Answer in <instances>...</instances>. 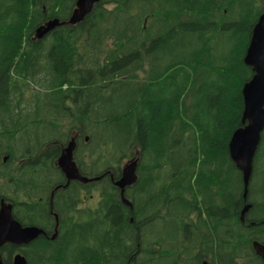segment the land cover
Here are the masks:
<instances>
[{
	"label": "trees",
	"instance_id": "1",
	"mask_svg": "<svg viewBox=\"0 0 264 264\" xmlns=\"http://www.w3.org/2000/svg\"><path fill=\"white\" fill-rule=\"evenodd\" d=\"M76 1L0 0V209L44 230L0 258L264 264L253 245L264 243V131L247 198L229 153L264 0H100L69 24ZM54 18L64 23L37 38ZM72 137L80 172L97 179L68 182L59 167ZM134 158L131 208L115 181Z\"/></svg>",
	"mask_w": 264,
	"mask_h": 264
},
{
	"label": "water",
	"instance_id": "2",
	"mask_svg": "<svg viewBox=\"0 0 264 264\" xmlns=\"http://www.w3.org/2000/svg\"><path fill=\"white\" fill-rule=\"evenodd\" d=\"M100 0H77L76 6L68 20L69 24H76L82 21ZM58 18L51 19L40 25L36 29V37L42 38L55 27L62 24ZM244 63L254 72L253 76L244 83L242 93L244 97V110L242 116V126L238 127L232 134L229 141V153L238 169L242 172L244 183V197L247 198L249 185L254 172V161L261 143L264 131V12L259 15L255 23L251 38L244 56ZM76 141L74 137L70 139L57 160L61 170L71 180L88 182L98 177L91 178L83 175L74 159ZM138 159L134 158L123 166L121 177L115 184L121 190L122 201L132 208V203L124 195L127 186L134 184L137 180ZM251 204L246 203L241 219L250 209ZM56 218L57 215H56ZM44 230L34 225H23L17 220L13 213V204L2 200L0 209V247L6 243L15 246H22L31 243ZM56 233L52 236L55 238ZM256 253L264 262V243L257 240L253 242ZM0 264H6L0 258ZM12 264H28L25 255L17 252L13 257ZM206 264V263H205Z\"/></svg>",
	"mask_w": 264,
	"mask_h": 264
},
{
	"label": "flooded vegetation",
	"instance_id": "3",
	"mask_svg": "<svg viewBox=\"0 0 264 264\" xmlns=\"http://www.w3.org/2000/svg\"><path fill=\"white\" fill-rule=\"evenodd\" d=\"M217 5L219 6L220 4H221V2H222V0H221V2L219 1V0H217ZM230 3H232V4H234V0H230ZM223 11L224 12H226L227 11V8H225V9H223ZM262 14V13H261ZM258 20V19H257ZM210 21V23H213V24H210V26H213V27H215V26H219V27H222L223 26V19H222V17L220 18V19H217V20H212V18L209 20ZM257 22V21H256ZM255 25V24H254ZM232 27H234V24H232ZM254 27V26H253ZM251 69H252V67H251ZM253 71V70H252ZM253 74H254V72H253ZM253 76V75H252ZM30 244V243H29ZM28 245V244H27Z\"/></svg>",
	"mask_w": 264,
	"mask_h": 264
},
{
	"label": "rangeland",
	"instance_id": "4",
	"mask_svg": "<svg viewBox=\"0 0 264 264\" xmlns=\"http://www.w3.org/2000/svg\"><path fill=\"white\" fill-rule=\"evenodd\" d=\"M128 162V161H127ZM126 162V163H127ZM261 166H264V155L261 156ZM261 185V179L260 176L258 177V181L256 183V186L259 187Z\"/></svg>",
	"mask_w": 264,
	"mask_h": 264
},
{
	"label": "bare ground",
	"instance_id": "5",
	"mask_svg": "<svg viewBox=\"0 0 264 264\" xmlns=\"http://www.w3.org/2000/svg\"><path fill=\"white\" fill-rule=\"evenodd\" d=\"M33 65V64H32ZM204 205V204H203Z\"/></svg>",
	"mask_w": 264,
	"mask_h": 264
}]
</instances>
